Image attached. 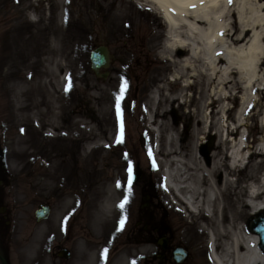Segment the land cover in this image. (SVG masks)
Segmentation results:
<instances>
[{"label": "rangeland", "instance_id": "rangeland-1", "mask_svg": "<svg viewBox=\"0 0 264 264\" xmlns=\"http://www.w3.org/2000/svg\"><path fill=\"white\" fill-rule=\"evenodd\" d=\"M53 3L55 0H0V146L5 150L9 173V183L0 202L10 210L11 226L7 229H17L16 225L19 227L22 223L28 225V241H24L28 264H39L41 259L44 264H88L91 250L87 247L91 245L101 250L102 264H108L114 255L131 250L135 264H157L154 245L146 239L142 225H136L142 215L139 211L142 189L151 184L157 197L149 212L159 218L162 211L167 225L176 231V242L189 250L191 258L184 264H210L207 235L201 231L203 222L195 225L186 212L173 211L174 199H181L182 194L174 192L172 195L173 192L163 188L161 176L172 157L191 150L195 155L196 152L212 153L218 145L216 127L210 123L209 134L198 135L197 140L191 141L192 127L185 129L191 117L180 120L166 132L157 126L163 119L148 123L152 97L158 87L170 83V77L173 79L176 66L166 49L178 38L167 37L163 20L149 8L134 9L132 24L127 26L119 17L124 10V0H63L61 16L57 10L50 9ZM66 19L71 24L68 28ZM49 34L60 45L66 83L72 77L75 79L74 117L78 124L83 121L91 128L84 140H81L80 131L76 141L69 137L72 124L71 110L64 107L70 95L66 86L63 93L60 90L51 92L49 98V101L57 99V106L61 108L56 122L59 126L46 124L49 108L46 94L53 89V76L46 47L41 40L33 43V39L37 35L46 39ZM99 45L108 47L113 60L106 80L97 79L90 70L89 52ZM225 47L231 48L227 44ZM197 48L201 47L195 42L192 49ZM193 66L204 77H209V71H205L201 62ZM186 77L190 86L186 89L185 107H179L183 103L180 84L172 86L170 83L168 90L175 94L174 105L170 108L178 115L204 109L213 115L216 108L211 104V85L201 86L196 84L197 79ZM57 88L60 89V83ZM116 88L122 91L120 115L118 117L115 106L110 115L105 116L98 99ZM61 94L66 97L63 102L58 99ZM219 97L220 119L222 115L225 125L238 128L234 138H242L250 152L245 155L243 167L228 176L235 180L239 191L246 180H252L245 179L250 170L255 178L264 174V147L261 146L264 141V92L245 94L239 88L226 87L219 92ZM59 133L64 136L60 138ZM165 136L179 140L176 154L170 157L163 155L165 150L173 149L165 146ZM98 146L102 149L96 150ZM260 148H263L262 153H259ZM131 173L140 174L136 183L128 182ZM91 178L105 183L95 211L103 213L102 219L109 224L115 219L119 223L124 221L122 228L117 224L113 236L107 229L110 225L97 232L90 221L91 196L87 184ZM75 193L80 197H67ZM94 196L96 198V194ZM109 199L115 200L111 203ZM125 199L123 208L119 207ZM64 200L73 208L65 218L61 214ZM39 205L49 206L50 212L45 221L36 223L34 212ZM251 218L249 215L242 225L246 226ZM23 245L16 244L15 251L19 252ZM61 248L70 253L68 260L57 258L56 253Z\"/></svg>", "mask_w": 264, "mask_h": 264}, {"label": "bare ground", "instance_id": "bare-ground-1", "mask_svg": "<svg viewBox=\"0 0 264 264\" xmlns=\"http://www.w3.org/2000/svg\"><path fill=\"white\" fill-rule=\"evenodd\" d=\"M62 4L63 0H55V4L53 3L50 9L57 10L61 16V13H64L61 11ZM145 8L152 9L161 17L169 39L178 38L170 43L166 50L170 53V59H173V65L176 66L172 76L174 81L172 86L176 85L177 81L183 85L180 97L183 103L179 107L186 105V89L189 87L188 83L190 84L186 76L189 75L197 79L196 84L211 85V104L213 108H216L213 115L204 111L205 109L202 112L196 111L194 114L178 115L170 108L175 100V94L168 90L171 82L158 87L156 94L152 97L148 123L153 124L156 119H163L164 121L157 125L159 130L171 131L180 120H188L191 117V123L185 124L186 130L192 127L191 141H194L198 135L209 134L210 123L216 127L215 134L218 136V145L214 147L212 153L197 154L196 152L195 155L194 150H191L167 161L165 168L168 180L166 179V182L172 187L169 191L173 192L172 195L174 192L182 194V201L177 200V204H174L172 209L178 214L186 212L195 225H198L199 221L203 222L201 231L207 235V248L212 253L213 264H264V253L258 248L257 235L250 232L247 226L242 225L249 215L252 216L264 210V174L255 178L250 170L245 179L252 180H246L239 191L235 180L228 179V176L243 167L245 155H249L250 152L242 138L237 140L234 138L238 128L228 127L224 124V117L222 115L221 119L219 117L222 111V108H219L221 101L219 92L223 88L232 90L239 88L245 94L264 92V2L261 4L259 0H232L229 4L228 0H124V10L119 17L123 23L130 26L133 10ZM65 23L67 28L71 26L68 19ZM39 40L46 47L53 76V82H51L53 89L52 91L49 89L46 94L49 104L46 124L58 127L56 122L61 108L57 106V99L49 101V98L52 96L51 92L60 90L63 93L62 89L68 84L62 72L64 69L61 63V49L51 34L46 39H40L37 35L33 43H38ZM195 42L199 44L200 49H192ZM29 43L28 47L33 51ZM226 44L231 46L230 50L226 49ZM197 62H201L206 68L205 71H209L208 78L193 66ZM70 81L72 87L67 100L63 94L58 99L60 102L66 100L64 107H69L71 110L72 126L69 137L72 141H76L80 131L81 140H84L91 133V128L87 127L85 122L81 121L78 124L75 120L73 102V93L75 94L76 90L75 79L72 77ZM29 82L30 78H28V89ZM59 83L60 89L57 88ZM121 93L122 91L116 88L98 99L105 116L110 115V110L116 106L117 96L122 99ZM229 95L232 97V94ZM251 103L254 104L255 101ZM58 135L61 136L60 138L64 136L60 133ZM163 141L166 147L173 148L165 150L164 157L176 154L175 146L179 141L178 138L165 136ZM261 146L264 147V141L261 142ZM101 147L98 146L96 150L102 149ZM261 149L263 148L258 149L259 153H262ZM68 160L71 161L70 158ZM89 181L87 186L90 188L88 194L91 196V204L88 207L91 212L90 221L97 232L100 229H106V225H110L111 227L108 226L107 229L113 236L117 231V224L120 225L119 221L115 219L112 224H109L102 219L103 213H100L98 209L95 211L105 183L95 182L92 178ZM67 197L77 199L80 196L75 193ZM109 200L113 203L115 199ZM72 212V206H67L64 200L61 207L62 217L65 218ZM87 249L91 250L88 254L90 256L88 264H102L99 258L101 250L95 245ZM134 257L133 250L124 251L121 255H114L110 264H135Z\"/></svg>", "mask_w": 264, "mask_h": 264}, {"label": "flooded vegetation", "instance_id": "flooded-vegetation-1", "mask_svg": "<svg viewBox=\"0 0 264 264\" xmlns=\"http://www.w3.org/2000/svg\"><path fill=\"white\" fill-rule=\"evenodd\" d=\"M7 172L5 170V164L3 160V152L0 146V180L2 185L0 186V198L5 188V181L7 180ZM1 201V200H0ZM10 210L7 206L0 202V264H28V256L24 253L25 244L24 241H28V225L25 223L19 224L17 229H7L11 226V220L9 219ZM19 223V220H18ZM160 226L156 224L153 231L156 232V237L153 239L156 241L158 236H162L165 232L160 230ZM16 244L21 246L19 252L15 251ZM28 245V244H27ZM176 246L170 238L167 239L166 250L162 252L160 249L157 254L160 258L156 259L157 264H174L172 259V251ZM156 258V256H155Z\"/></svg>", "mask_w": 264, "mask_h": 264}, {"label": "water", "instance_id": "water-1", "mask_svg": "<svg viewBox=\"0 0 264 264\" xmlns=\"http://www.w3.org/2000/svg\"><path fill=\"white\" fill-rule=\"evenodd\" d=\"M109 62L107 49L103 46L98 47L90 53V65L93 70L95 76L99 75L98 71L100 68H107ZM107 74L102 75L103 78H106ZM136 176L134 178L137 179ZM48 214V209H41L35 213L36 219H44ZM251 231L255 233L259 237L260 241V249L264 252V213H262L255 221H253L250 225ZM63 256H68L66 253H63ZM178 261H182V257H178Z\"/></svg>", "mask_w": 264, "mask_h": 264}, {"label": "snow or ice", "instance_id": "snow-or-ice-1", "mask_svg": "<svg viewBox=\"0 0 264 264\" xmlns=\"http://www.w3.org/2000/svg\"><path fill=\"white\" fill-rule=\"evenodd\" d=\"M231 2H232V0H228V3H229V4H230ZM71 87H72V85H71V81H70V79H69V83L66 85L65 90H66V91H69V90L71 89ZM122 90H123V89H122ZM120 99H121V97H120V96H117V98H116V100H117L116 108H117V115H118V117H119V115H120V108H119V101H120ZM117 140H118V142H120V137H118ZM129 170H130V169H129ZM126 202H127V201H126V199H125V201H123V202L119 205V207L123 208L124 203H126ZM123 223H124V221L121 220V221H120L121 228L123 227Z\"/></svg>", "mask_w": 264, "mask_h": 264}]
</instances>
